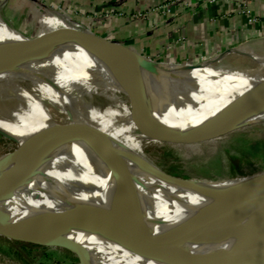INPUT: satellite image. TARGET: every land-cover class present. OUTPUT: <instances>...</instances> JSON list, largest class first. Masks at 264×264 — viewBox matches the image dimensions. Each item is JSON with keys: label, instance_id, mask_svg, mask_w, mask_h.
Instances as JSON below:
<instances>
[{"label": "bare ground", "instance_id": "obj_1", "mask_svg": "<svg viewBox=\"0 0 264 264\" xmlns=\"http://www.w3.org/2000/svg\"><path fill=\"white\" fill-rule=\"evenodd\" d=\"M19 44L29 43L0 18V52ZM80 55L59 48L40 60L0 62V83L8 82L11 94L7 101L0 99L1 104L7 102L5 108L0 107V130L27 140L34 146L33 152L58 135L101 133L121 153L136 178L140 214L134 211L117 164L96 154L90 141L67 137L54 143L35 175L11 198L0 202V219L20 233L30 228L41 232L45 237L40 241L53 246L59 241L46 228L58 215L71 222L63 233L93 250L96 240L81 234L82 229L99 240L114 239L111 254L87 249L86 264H220L218 259L204 255L250 245L239 228L228 241L220 237L230 225L244 220L247 225L264 212V192L249 195L246 191V187L264 180V173L232 183L193 184L158 168L143 152L142 142L174 139L159 125L199 131L249 110V118L264 120V58L250 54L261 65L250 72H223L211 65L214 60L172 71L196 82L184 101V96L171 90L162 64L142 57L138 60L152 70L115 69L92 64ZM101 90L114 103L105 113L87 101ZM121 93L139 104L136 115H128L130 105L125 104ZM150 107L158 110L156 120L135 119ZM54 111L63 116L60 122ZM118 122L124 126L119 127ZM139 125L153 126L157 132L131 135ZM32 153L24 158H13V153L8 159L0 158V183L23 170ZM201 223L207 224L198 227ZM183 228L201 230L183 245L190 253H182L162 240ZM257 257L241 264H264V252Z\"/></svg>", "mask_w": 264, "mask_h": 264}, {"label": "rangeland", "instance_id": "obj_2", "mask_svg": "<svg viewBox=\"0 0 264 264\" xmlns=\"http://www.w3.org/2000/svg\"><path fill=\"white\" fill-rule=\"evenodd\" d=\"M170 1H175V3L179 4L181 7H187L190 4L189 2H191V0ZM204 2H206L205 4L219 3L220 5H223L224 15L226 17L233 18L234 16H238V18L243 19L250 30H255V35L252 36L247 33L242 34V36L240 35V37L236 39L237 41L234 40L235 42L230 44L227 49L209 57L202 56L198 61L191 59L182 63L173 60L171 58V56H173V43H167L164 45L163 47L165 51L163 53L158 52L156 47L149 51H143L142 54L147 57V60L162 64L164 71L168 73L167 82L169 83L171 90L178 92L179 96H184V101L187 100L190 90L196 88V82L190 78L179 76L172 71L190 69L206 61L214 60L211 65L220 71L227 72L234 70L236 72V70L240 69L245 72H250L260 68L261 65L260 63L255 62V60L249 55L257 53L264 58V0H205ZM167 4L168 3H165L166 7ZM122 12L123 11H117L115 13L122 15ZM0 13V18L4 23L10 28L20 32V34L26 38H42L47 33L65 28L66 26H70L69 28L74 29L80 28L92 31V22L94 23V21L97 20L95 15L89 16L87 23H90L91 25L88 26V24H85L81 19L77 18L78 13L71 7H63L61 5L50 7L42 0H30V2L26 4H19L17 0H0ZM143 14V12L138 13L137 11H134L130 13V16L143 18L145 16ZM110 15V13L104 15L105 18L102 19V22L105 23L106 17ZM148 16L149 15L147 14L145 17ZM183 41L185 40L183 39ZM60 49L77 51L81 54L79 58L92 64H95L94 62L97 64L102 63L99 55L112 56L106 53L104 54L102 49L96 45L83 44L80 42H70L68 45L62 46ZM145 67H132V69H144L149 71L150 68L148 67V69H146L147 67ZM169 67L171 68V72L169 70L167 71V68ZM263 71L264 68L262 69V74H264ZM262 76L264 77V75ZM8 85V82L0 83L1 100L7 101L11 98V94L7 91ZM102 92L103 91L101 90L93 96L87 97V101L95 108H98L101 112L105 113L114 106V103ZM120 97L124 100L127 106L130 105L131 114L128 115L132 116L133 109L131 108L129 98L123 93L120 94ZM6 103L7 102L0 103L1 109L6 107ZM116 109L121 110L119 108ZM157 112L158 110L153 107L146 110V113L150 115V119L152 120H156ZM54 113L56 116L55 119L60 122L63 116L57 111H54ZM115 115L119 117L120 114L118 115L116 113ZM250 122L253 124L232 130L229 133L209 137L196 142H175V140H179L175 137L172 141H151L149 139H144L142 142V149L145 155L163 172L168 175L170 174V176L181 177L179 179L186 182L193 184H225L232 183V181H241L243 178L226 179L234 172L233 164L228 157L230 153L241 158L243 157L251 163V165L248 163L243 164L242 171L245 173H256L254 176H259L264 173V120L248 118L244 123ZM117 124L119 127L124 126L121 122H118ZM184 131L195 132L191 130ZM141 133L145 134L144 129L137 126V128H135L130 134L139 135ZM33 149L34 146L27 140L0 130V158L8 159V154L12 153L14 155L13 158H24L31 154ZM7 225L8 222L0 219V226L4 228L2 231V235L4 236H7L5 230ZM81 234H86L90 240H96L92 244L96 250H93L83 242L76 240L86 249L99 253H112L110 245L114 239L112 242L103 239L99 240L92 237L89 233L84 232L83 229ZM2 235H0V264L80 263L78 257L73 252L61 246H53V243H45L44 245L46 246H43L11 240ZM18 235L20 240L39 243H42L40 240L45 237L41 232L32 228L25 230ZM13 242H21L35 246L30 249L29 256H26L30 261L29 263L22 262L14 256L10 247Z\"/></svg>", "mask_w": 264, "mask_h": 264}, {"label": "water", "instance_id": "obj_3", "mask_svg": "<svg viewBox=\"0 0 264 264\" xmlns=\"http://www.w3.org/2000/svg\"><path fill=\"white\" fill-rule=\"evenodd\" d=\"M26 40L29 44L10 45L3 49V51L0 52V62H7L11 60H40L46 58L62 46L68 45L70 42H80L83 44L96 45L102 48L107 54L117 56L124 60H138L142 59L143 56L141 52L136 51L122 41L109 39L106 36H101L90 30H78L69 27L51 31L42 38H26ZM134 84L136 85V83ZM254 98H257V96H255ZM251 99H253V96L251 97ZM131 105L133 109V115H136L139 104L134 99H131ZM251 114L252 113L249 110L240 113L231 119L225 120L221 123L195 132H185L182 130L165 127L163 125H159V127L162 131L179 139L175 140V142H196L209 137L229 133L232 130L253 124L251 122L244 123L246 120H248ZM139 118L147 121L150 120V115H148L144 110L141 113L140 117L135 116V119H137L138 121ZM139 127L144 129L145 133L153 134L157 132V129L153 126L139 125ZM67 137H78L80 139L90 141L96 154H102L117 164L120 170L121 177L126 185L134 211L140 214L141 201L139 199L137 182L135 176L133 175V172L131 171L124 157L120 152H118L112 142L106 136L97 132H75L58 135L54 137L47 145L35 150L29 157L30 159L23 170L0 183V202L11 198L16 189L23 186L33 175H35L39 170V162L49 154L54 143L58 142L62 138ZM51 160H54V157L49 161ZM50 165L51 164H48L47 166ZM149 169V171H152L159 176L156 170L152 168ZM255 174L256 173L235 178H248L254 176ZM173 177L181 178L176 176ZM246 191L249 195L262 194L264 192V180H261V182L256 185L246 187ZM261 203V207L264 206V201H261ZM0 213H2L1 210ZM244 221H241L236 225H230L227 229L222 231L223 234L220 238H222L223 241H228L232 236L233 231L236 228H239L241 235L248 240V243H251L250 245L236 249L210 252L207 253V255H204V257L218 259L221 262L220 264H241L245 260H253L258 256V254L264 252V212L247 225L243 224ZM70 224L71 222L64 216L58 215L47 223L46 229L59 241V243L54 246H61L70 250L78 257L79 262H81L82 264H86L88 258L87 249L76 240L69 238L63 233L64 230L69 228ZM206 224L207 223H201L198 225V227L204 228ZM3 229L4 228L0 226V235H2ZM200 234L201 230L183 228L171 232L170 234L163 237L162 240L182 253H190L191 251L187 248H184L183 245L187 241L196 238ZM4 237L15 241L41 245L39 243L23 241L18 238H10L7 236ZM260 256L262 255H259V257Z\"/></svg>", "mask_w": 264, "mask_h": 264}, {"label": "crops", "instance_id": "obj_4", "mask_svg": "<svg viewBox=\"0 0 264 264\" xmlns=\"http://www.w3.org/2000/svg\"><path fill=\"white\" fill-rule=\"evenodd\" d=\"M42 1L50 7L58 5L71 7L78 13L77 18L88 26L91 25L87 23L88 17L95 15L97 20L92 22L91 26L93 32L122 41L141 53L155 47L158 52L163 53L165 51L163 46L173 43L171 58L182 63L191 59L198 61L202 56L209 57L219 53L227 49L242 34L255 35V30H250L243 19L238 16L226 17L223 5L219 3L205 4V0H191L187 7H181L175 1L170 0ZM17 2L26 4L30 0H17ZM165 3H168V8ZM117 11H123V14H116ZM134 11L143 12V15L147 16L148 14L150 17H131L130 13ZM108 13L111 15L106 17L105 23L102 22V19L105 18L104 15ZM142 57L147 59L144 55ZM99 58L102 63H94L101 67L132 69V67L146 66L140 60H124L117 56L99 55Z\"/></svg>", "mask_w": 264, "mask_h": 264}, {"label": "trees", "instance_id": "obj_5", "mask_svg": "<svg viewBox=\"0 0 264 264\" xmlns=\"http://www.w3.org/2000/svg\"><path fill=\"white\" fill-rule=\"evenodd\" d=\"M230 158V162L233 164V169H234V172L230 174V176L228 178H235V177H240V176H248V175H251L253 173H245L244 171H242V167H243V164L245 163H248L251 165V163L245 159V158H241L235 154H232L230 153L229 156ZM226 178V179H228ZM5 230H6V234H7V237H10V238H19V235L20 234V230L18 228H15L11 225H7V227H5ZM43 244H45L44 242H42ZM11 252H13L14 256L22 261V262H26V263H29L30 261L28 260V258L26 257L27 255L29 256V253H30V249L35 247L33 246L32 244H24V243H21V242H13L11 245ZM29 250V251H28Z\"/></svg>", "mask_w": 264, "mask_h": 264}]
</instances>
